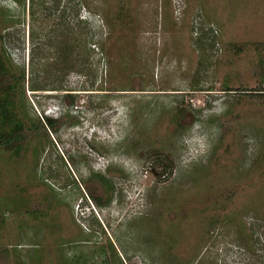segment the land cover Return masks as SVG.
<instances>
[{
    "label": "rangeland",
    "instance_id": "1",
    "mask_svg": "<svg viewBox=\"0 0 264 264\" xmlns=\"http://www.w3.org/2000/svg\"><path fill=\"white\" fill-rule=\"evenodd\" d=\"M0 50V264H264V0H0Z\"/></svg>",
    "mask_w": 264,
    "mask_h": 264
},
{
    "label": "trees",
    "instance_id": "2",
    "mask_svg": "<svg viewBox=\"0 0 264 264\" xmlns=\"http://www.w3.org/2000/svg\"><path fill=\"white\" fill-rule=\"evenodd\" d=\"M62 56L65 57V54H62ZM13 66L11 59L0 50V148L11 150L14 154H18L24 144L25 134L23 132L24 122L16 109L17 101L15 97L21 88L20 86H22L24 73L21 70L19 75H17ZM72 96L68 95L71 104L73 103ZM45 123L55 130L58 121L55 118L46 117ZM32 126L37 128V125ZM96 177L106 190L107 196L105 200L108 202L111 200V193L113 192L111 180L101 174H97ZM93 200L97 205H102L105 202L99 196H94ZM109 247H112V245L110 244ZM101 252L104 254V250ZM117 258L118 264H123L121 259ZM99 264H110V262L104 260Z\"/></svg>",
    "mask_w": 264,
    "mask_h": 264
},
{
    "label": "clouds",
    "instance_id": "3",
    "mask_svg": "<svg viewBox=\"0 0 264 264\" xmlns=\"http://www.w3.org/2000/svg\"><path fill=\"white\" fill-rule=\"evenodd\" d=\"M92 133V132H91ZM87 138H89V136H87Z\"/></svg>",
    "mask_w": 264,
    "mask_h": 264
}]
</instances>
